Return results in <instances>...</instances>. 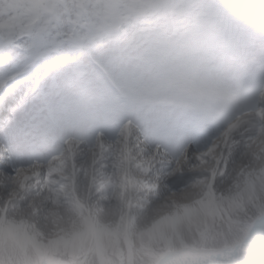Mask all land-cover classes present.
Listing matches in <instances>:
<instances>
[{
    "label": "snow or ice",
    "instance_id": "6c2138e0",
    "mask_svg": "<svg viewBox=\"0 0 264 264\" xmlns=\"http://www.w3.org/2000/svg\"><path fill=\"white\" fill-rule=\"evenodd\" d=\"M257 34L264 0H0V264H264V78L216 43Z\"/></svg>",
    "mask_w": 264,
    "mask_h": 264
},
{
    "label": "clouds",
    "instance_id": "9594fccd",
    "mask_svg": "<svg viewBox=\"0 0 264 264\" xmlns=\"http://www.w3.org/2000/svg\"><path fill=\"white\" fill-rule=\"evenodd\" d=\"M216 43L223 48L237 50L236 54L230 58L235 72L249 79L264 78V35H248L236 41H230L225 36H218Z\"/></svg>",
    "mask_w": 264,
    "mask_h": 264
}]
</instances>
